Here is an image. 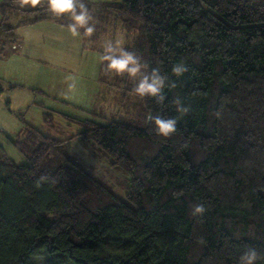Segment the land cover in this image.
I'll return each instance as SVG.
<instances>
[{
    "label": "trees",
    "instance_id": "16d2710c",
    "mask_svg": "<svg viewBox=\"0 0 264 264\" xmlns=\"http://www.w3.org/2000/svg\"><path fill=\"white\" fill-rule=\"evenodd\" d=\"M34 1L0 3L3 30L50 20L93 49L125 30L103 69L135 80L137 118L78 135L130 184L119 197L27 124L26 163L0 143V264H264V0Z\"/></svg>",
    "mask_w": 264,
    "mask_h": 264
},
{
    "label": "rangeland",
    "instance_id": "374dc122",
    "mask_svg": "<svg viewBox=\"0 0 264 264\" xmlns=\"http://www.w3.org/2000/svg\"><path fill=\"white\" fill-rule=\"evenodd\" d=\"M19 3L24 8L36 5L34 0ZM14 30L27 37V55L8 56V47L0 51V83L5 88L0 95V143L7 154L18 164L26 163L13 140L24 136L27 124L33 125L47 135L67 140V150L82 166L125 198L129 175L112 165L98 145L86 143L78 135L83 130L79 119L107 123L108 118H137L139 96L127 89H135V80L126 85L124 80L117 82L113 75L105 78L103 69L107 56L121 54L126 43L125 30L117 23L103 33L99 49L87 48L85 43L92 39L83 37L76 28L50 20ZM15 83L19 86L11 88Z\"/></svg>",
    "mask_w": 264,
    "mask_h": 264
},
{
    "label": "crops",
    "instance_id": "0c3cea01",
    "mask_svg": "<svg viewBox=\"0 0 264 264\" xmlns=\"http://www.w3.org/2000/svg\"><path fill=\"white\" fill-rule=\"evenodd\" d=\"M49 25H54V24H49ZM0 33H2L6 37V41L3 43H0V51H3L4 47H8L9 48L8 56L14 53H16V55H19V56L27 55L25 53V51L27 52V37L26 36L25 37L20 36V34L16 32L15 30H13L12 32H6L0 29ZM14 45H16V47H14Z\"/></svg>",
    "mask_w": 264,
    "mask_h": 264
},
{
    "label": "built area",
    "instance_id": "2783aa9c",
    "mask_svg": "<svg viewBox=\"0 0 264 264\" xmlns=\"http://www.w3.org/2000/svg\"><path fill=\"white\" fill-rule=\"evenodd\" d=\"M0 18H1V13H0ZM0 29L3 30L1 24H0ZM5 41H6V37L2 33H0V43H3ZM14 47H16V45H14Z\"/></svg>",
    "mask_w": 264,
    "mask_h": 264
},
{
    "label": "clouds",
    "instance_id": "9594fccd",
    "mask_svg": "<svg viewBox=\"0 0 264 264\" xmlns=\"http://www.w3.org/2000/svg\"><path fill=\"white\" fill-rule=\"evenodd\" d=\"M4 2V1H3Z\"/></svg>",
    "mask_w": 264,
    "mask_h": 264
}]
</instances>
